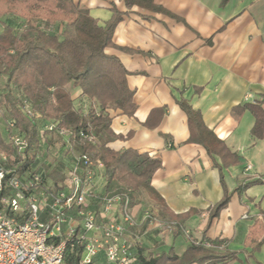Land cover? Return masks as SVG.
Returning a JSON list of instances; mask_svg holds the SVG:
<instances>
[{"label":"crops","instance_id":"0c3cea01","mask_svg":"<svg viewBox=\"0 0 264 264\" xmlns=\"http://www.w3.org/2000/svg\"><path fill=\"white\" fill-rule=\"evenodd\" d=\"M73 1L100 25L113 6L122 12L105 52L126 70L134 111L108 110L118 135L108 146L158 158L152 186L169 212L184 217L178 234L163 222L164 229L139 227L143 254L171 248L181 255L190 240L206 237L221 241L212 251L232 255L222 264H264V0H153L163 11L127 8L122 0ZM66 88L75 104L80 88ZM180 102L236 157L207 152ZM250 106L263 113L260 137L251 134ZM130 212L136 221L145 213L139 202ZM95 263L105 264L101 257Z\"/></svg>","mask_w":264,"mask_h":264},{"label":"trees","instance_id":"16d2710c","mask_svg":"<svg viewBox=\"0 0 264 264\" xmlns=\"http://www.w3.org/2000/svg\"><path fill=\"white\" fill-rule=\"evenodd\" d=\"M11 1L31 9L45 8L49 14L39 23L27 18L19 33L14 32L10 22H0V79L5 80L0 106L5 108L7 118L15 121L26 140L24 157L9 161L10 164L19 163L16 174L21 175L34 165L38 149L37 125L19 108L20 99L26 98L38 122H56L57 127L70 132L69 141L75 152L102 161L106 191L115 188L126 192L129 208L141 199H148L157 209L164 226H171L177 234L181 232L184 217L169 212L152 186V176L160 167V160L147 152L131 148L115 151L108 146L109 141L118 137L110 128L108 110L119 109L126 114L134 111L133 92L125 80L126 70L117 57L105 52L113 45L112 33L122 12L113 6L111 17L100 25L88 8L73 0ZM122 1L127 8L141 5L163 11V7L153 0ZM58 17L63 23L60 31L55 28ZM69 83L80 88L81 97L90 104L87 110L75 106L66 88ZM180 105L207 152L236 157L203 126L197 111L184 102ZM250 109L255 118L251 134L260 137L263 113L255 106ZM84 134H92L95 141L84 138ZM0 151L8 155L14 153V148L1 133ZM47 175L56 187L62 180L61 173L55 168H48ZM227 200L225 195L213 210L217 213ZM220 244V239L202 237L198 241L190 240L181 255L170 248L153 256L144 255L142 246L137 243L136 264H222L232 255L212 251Z\"/></svg>","mask_w":264,"mask_h":264},{"label":"built area","instance_id":"2783aa9c","mask_svg":"<svg viewBox=\"0 0 264 264\" xmlns=\"http://www.w3.org/2000/svg\"><path fill=\"white\" fill-rule=\"evenodd\" d=\"M19 108L37 125L38 149L34 165L17 175L19 163L9 161L24 157L26 140L15 121L6 119L5 141L14 153L0 151V264H94L99 257L105 264H136L139 227L148 222L164 229L162 222L148 212L136 221L126 192L106 191L104 184L98 190L102 161L75 152L70 132L56 122H38L26 98ZM82 136L95 141L92 134ZM48 168L62 175L57 187Z\"/></svg>","mask_w":264,"mask_h":264},{"label":"rangeland","instance_id":"374dc122","mask_svg":"<svg viewBox=\"0 0 264 264\" xmlns=\"http://www.w3.org/2000/svg\"><path fill=\"white\" fill-rule=\"evenodd\" d=\"M48 12L45 8L40 9H31L27 7L26 5H21L12 2L11 0H0V22L3 20L10 22L14 27V32L19 33L21 28L23 27L25 20L27 18H31L34 22H41L43 18L48 16ZM61 17H58V21L55 23V28L60 31L62 24H61ZM0 98L2 97L3 93L5 92V84L3 81H0ZM75 106L81 107L85 110H87L90 106L89 102L82 97L77 99L75 98ZM0 133L2 137L6 140V132H5V121L7 119L6 113L2 110V107L0 106ZM144 207V211L148 212L149 214H154V217L156 220H159V217L157 216V213L153 210V206L148 199H141L139 201ZM153 224V223H151ZM98 264V263H94Z\"/></svg>","mask_w":264,"mask_h":264}]
</instances>
